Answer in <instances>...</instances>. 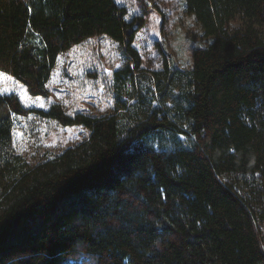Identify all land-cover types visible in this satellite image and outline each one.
Segmentation results:
<instances>
[{
    "label": "trees",
    "instance_id": "obj_1",
    "mask_svg": "<svg viewBox=\"0 0 264 264\" xmlns=\"http://www.w3.org/2000/svg\"><path fill=\"white\" fill-rule=\"evenodd\" d=\"M182 7L208 41L188 68L164 61L163 108L140 92L70 116L0 95V264H264V0ZM141 26L114 0H0V72L47 97L58 56L88 38L138 64ZM29 113L89 136L29 167L12 148L13 117Z\"/></svg>",
    "mask_w": 264,
    "mask_h": 264
},
{
    "label": "rangeland",
    "instance_id": "obj_2",
    "mask_svg": "<svg viewBox=\"0 0 264 264\" xmlns=\"http://www.w3.org/2000/svg\"><path fill=\"white\" fill-rule=\"evenodd\" d=\"M114 2L126 9L128 19L141 18L142 26L132 44L139 57L138 64L117 42L103 35L94 36L58 56L46 83L47 97L30 95L22 82L3 72H0V95H16L27 109L47 110L51 105L59 104L70 116L86 114L100 117L111 114L117 96L128 100L140 92H145L153 106L163 108L159 93L167 88V75L162 73L164 61L171 68H188L191 48L205 45L208 39L203 36L194 17L184 13V0ZM125 66H129L133 78L123 87H117L113 73ZM162 78L164 83L159 90L156 82ZM163 99L168 106L171 105V97L164 96ZM88 136L89 131L82 125L64 127L54 121L40 119L34 113L13 117L12 148L29 167L61 153ZM82 260L81 257L66 264H80Z\"/></svg>",
    "mask_w": 264,
    "mask_h": 264
}]
</instances>
